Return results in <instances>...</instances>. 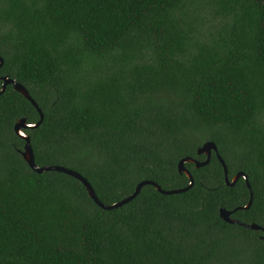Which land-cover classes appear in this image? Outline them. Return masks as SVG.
<instances>
[{
    "label": "trees",
    "instance_id": "1",
    "mask_svg": "<svg viewBox=\"0 0 264 264\" xmlns=\"http://www.w3.org/2000/svg\"><path fill=\"white\" fill-rule=\"evenodd\" d=\"M0 58L43 113L23 130L37 167L78 172L112 205L141 181L185 188L177 163L211 141L252 194L230 218L264 229V0H0ZM19 119L39 115L7 85L0 264H264L261 233L219 218L249 192L213 154L184 165L185 192L147 185L105 211L76 179L27 167Z\"/></svg>",
    "mask_w": 264,
    "mask_h": 264
},
{
    "label": "water",
    "instance_id": "2",
    "mask_svg": "<svg viewBox=\"0 0 264 264\" xmlns=\"http://www.w3.org/2000/svg\"><path fill=\"white\" fill-rule=\"evenodd\" d=\"M1 65H2V60L0 58V67H1ZM0 81H1L0 94L4 91V89L7 85H10L11 89L14 92L22 95L26 100H28L31 103V105L36 109V111L39 115V120L34 124H27L24 119H19L14 123V125L12 127L13 134L16 135V137H18L19 139L23 140V142H24L22 145V149L18 153H19L21 159L23 160V162L27 165V167L33 173L41 174L43 172H57V173H62V174H65L67 176H70V177L76 179L78 182H80L84 186L88 197L99 208H101L102 210H105V211H111V210L117 209V208L127 204L128 202L132 201L133 199H135L138 196V194L140 193L141 189L147 185L153 187L156 192H158L162 195H167V196L185 192L186 190H188L192 186L193 182H192V177H191L190 173L185 169L184 165L187 163L193 164L196 169L203 167V166H206L210 161L211 155L213 154L215 159L218 161V163L220 164V166L222 168L223 180H224L225 185L227 187H233L234 184L236 183V181L239 178H242L244 180V182L246 184V188L249 192V199H248V202L245 206L236 208V209L231 210V211H227L225 209H219V211H218L219 218L227 224L238 225L242 228H245V229L251 230V231H259L261 233V235L259 236V239L264 243V229H262L261 227L255 225V224L245 225V224L240 223L237 220H233L230 218V216L233 212H235L237 210H247L250 207V204L252 201V194H251L250 187L246 181V177L242 173H237L231 178L230 181L228 180L227 169H226L225 163L222 160V158L220 157L218 150H217V147L213 142L206 141V142L202 143L200 146H198V148L196 149L195 154L197 156H204L203 162H198V161H195L194 159H192L190 157H187V158H183V159L179 160V162L177 163V172L179 174H184L189 181L188 185L185 188L178 189V190H161V188L152 181H141L140 183H138L136 185L134 192L130 196H128V197H126V198H124V199H122V200H120V201H118L112 205H105L97 198V196H96L93 188L89 184V182L82 175H80L78 172L73 171L69 168H65L63 166H57V165H48V166H42V167H37L36 165H34L33 154H32V151H31V148L29 145V139L23 133V130L24 129H30L31 130V129L37 128L43 120V113L41 112V109L38 107L36 102L30 97L27 90L21 84L7 78L6 76L1 77Z\"/></svg>",
    "mask_w": 264,
    "mask_h": 264
},
{
    "label": "flooded vegetation",
    "instance_id": "3",
    "mask_svg": "<svg viewBox=\"0 0 264 264\" xmlns=\"http://www.w3.org/2000/svg\"><path fill=\"white\" fill-rule=\"evenodd\" d=\"M14 149V148H13ZM21 149H22V147H21Z\"/></svg>",
    "mask_w": 264,
    "mask_h": 264
}]
</instances>
